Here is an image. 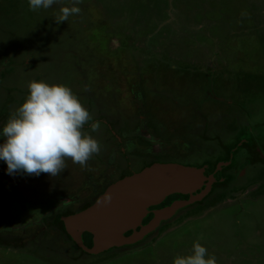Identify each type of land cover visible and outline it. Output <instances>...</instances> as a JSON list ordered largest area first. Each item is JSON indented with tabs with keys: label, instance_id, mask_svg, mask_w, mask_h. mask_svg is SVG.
Returning a JSON list of instances; mask_svg holds the SVG:
<instances>
[{
	"label": "rangeland",
	"instance_id": "rangeland-1",
	"mask_svg": "<svg viewBox=\"0 0 264 264\" xmlns=\"http://www.w3.org/2000/svg\"><path fill=\"white\" fill-rule=\"evenodd\" d=\"M62 3L71 6L70 0ZM59 7L31 11L27 0H0V36L4 34L2 28H18L39 51L32 53L35 57L22 59L39 67L28 80H38L42 63L52 61L51 67H46L55 76L49 80H61L58 83L66 86L70 81L79 97L98 96L107 86L114 90V84L128 87L131 80L152 85L159 91L149 90L148 97L158 93L165 98L169 93L172 98L164 103L161 100L159 105L168 114H178L182 129L188 122L200 126L204 115L209 114L213 122L217 119L216 127L223 128L218 132L225 133L223 136L237 129L232 116L218 119V114L229 108L228 100L234 99L243 106L237 110L242 114L237 117L242 125L231 140L213 139L222 144L219 152L199 139L193 146L187 135L178 140L179 146L170 148L169 144L163 151L160 141L153 144L151 154L185 165H193L186 161L193 149L203 154L219 153L213 159L214 167L202 166L215 184L207 195L211 198L187 206L135 244L94 253L77 248L66 232L54 226L42 229L54 218L49 208H59L61 199H50L48 204V199L32 198L23 211L3 188L6 184L0 183V231L15 235L1 239L0 264H173L177 255L191 254L196 241L208 249L209 256H215L217 264H264V159L245 160L242 169L239 157H248L245 146L233 148L234 143L252 140L258 156L264 157L258 143H264V0H83L79 15L56 24L53 11ZM112 27L129 36L131 49L122 53L117 37L110 34L109 47L104 54L98 53L97 34L105 35ZM7 35L5 39H10ZM2 47L0 60L10 65L12 60ZM49 57L52 60L46 59ZM58 62L65 66L66 76L58 71ZM17 87L10 93L27 96V86L18 92ZM173 92H178L177 96ZM178 98L179 103H175ZM194 106L200 113L192 116ZM259 122L262 125L257 126ZM8 225L12 227L6 228Z\"/></svg>",
	"mask_w": 264,
	"mask_h": 264
},
{
	"label": "flooded vegetation",
	"instance_id": "flooded-vegetation-1",
	"mask_svg": "<svg viewBox=\"0 0 264 264\" xmlns=\"http://www.w3.org/2000/svg\"><path fill=\"white\" fill-rule=\"evenodd\" d=\"M91 27L92 26L89 27V30ZM2 30L4 34L8 33L7 36L10 39H5L4 34L2 37L0 36V41L5 42L0 46H3L2 48L4 49L6 48V56L7 58L11 59L12 62L10 65H8V61H4V59L0 60V65H3V67H0V132H2L3 126L6 124L7 120L26 97L25 95H16L15 91L10 93L9 90L18 86V92L20 87L27 86L28 81H30L28 79L32 78L34 71H39V67L36 63H27V60L22 61L21 59L22 52L24 53L23 56H25V59H27L28 57H35V55L32 53H36V51H38V49H34L35 46L32 44L33 42L30 40V38L28 39L27 35L25 36V34H23V32H21L18 28L7 27L2 28ZM110 34L117 37V40L119 41L117 48H119L122 53L124 51L127 52V49L130 46L129 42H127L129 36H122L120 29H115L112 27L110 30L107 29L105 31V35L97 34L96 42L101 49L98 51V53L102 52L104 54V49H106L107 46L109 47V43L107 42L109 41L108 39L111 41V38H109ZM86 35L88 36V34ZM83 39L85 38L82 37L81 40ZM9 42L13 45H10ZM94 48H96V46H94ZM27 52L30 53L28 56ZM118 52L119 51H115L116 54H118ZM46 59L52 60L50 57ZM49 63L52 64V61L42 63L41 71L38 73V80H44L49 84L58 83L59 81L61 82V80H49L48 77L51 79L55 76L54 73H51L50 68L46 67H51ZM56 65H58L57 69L61 76H66L65 66H62L61 62L56 63ZM29 66H31V72L28 70ZM128 72L130 71H127L126 73ZM125 78L130 79V77ZM132 82L133 81L131 80L128 87H125L127 86L125 83H123L122 86H119L120 84L111 85V88L114 90H121L119 93H117V91L111 90L110 87L106 85V90L103 93H100L98 96L79 97V92L77 95L75 94L84 107L89 110L93 121L100 122V128L98 132H91L90 124L93 121H90L89 124L84 126L83 131L96 138L101 145L100 152L93 155L85 167H81L79 164L73 163L71 159H66L65 163L67 167L60 173L58 177H50L44 173L40 174L39 176H29L27 174L21 173L9 175L7 173V164L3 160H0V183L4 185L6 184L3 188H6L7 191L10 192L13 199H17L16 202L18 205L23 206V211H25L26 202H30L32 198L38 197L37 199H48V204L50 199L55 200L56 197L62 200V204L59 208H49L48 212L51 213V211H53L54 218L47 221V223H51L44 224L42 226L43 230L47 229L49 226H54V228L58 229L59 231H64L66 234H68L64 228V224L61 225L58 223V221H56L57 217H60L61 219V216L69 215L88 206L106 188L107 185L126 175L137 172L151 163L179 162L178 160H174V158L164 160L157 157L156 154H151L149 151H151L150 149L153 147L155 142L160 141L159 144L161 145V150L163 151V149L165 150L169 144L170 148L172 146H179L181 141L179 142L178 140L183 141V138L187 135L191 137L189 141L193 146L195 145L194 141L199 139L205 145L211 144L215 146L218 149L217 152H219L222 150V144L213 142V139L216 140L218 138V140L221 141L222 138H230L231 140V137H234L233 135L239 131L242 125L240 118H237L242 114H238L237 110L241 109L243 106L239 107V102L236 103L234 102V99H231L228 100L229 108L218 114L219 121L221 120L220 118L222 115H229L235 119L237 129L231 134L229 133L230 135L226 134L223 136L225 133H218L223 128L219 130V128L216 127L217 119H213V122L209 114L204 115L200 126L196 127L195 124L188 122V126L185 129H182L178 123V118H176L178 114H174V116L168 114L166 113L167 110L163 111L159 105L162 104L161 100L164 103L165 101H168L172 98L169 97V93H167V97L165 98L160 97L158 93H155V97H148L149 90L152 92H158L159 90L156 89V87L155 90H153L152 87L154 86L141 85V83L136 81L133 82L132 85ZM67 83L68 87L71 88L72 92H74L71 82L69 81ZM103 87L104 86H102V88ZM114 92L117 94V97L110 96ZM119 94L122 97L119 96ZM177 94L178 92H173L174 97L177 96ZM179 98L177 100L174 99V102L179 103ZM195 105H198L199 108L198 102H196ZM194 107L192 110L194 111L192 112V116L200 113L198 108H196V106ZM161 116H163L162 119H160ZM212 116L214 117V115ZM166 117L168 120L165 119ZM163 120H167L166 124L162 122ZM180 130H183V132ZM155 133H157L156 137H154ZM4 140L5 138L0 136V143H3ZM243 142L247 143L246 146L244 147L243 145H240L239 147H244L246 149L248 157L250 154L252 159L255 158L254 153L251 151V149H249L250 144H248V141L245 140ZM254 144L255 143L253 142V146L255 148ZM195 150L196 149H193V152L187 156L186 161L190 162L191 164L202 161V163L206 165L209 160L212 161L219 154H203L204 152L201 153L199 150ZM235 152H237V149H235ZM248 157L246 159L242 155L239 157L241 158L239 165L242 166V169L246 166L245 162L250 160ZM263 159V155H260V158H255L253 161L257 162L262 161ZM240 174L242 173L240 172L239 175ZM241 176L242 175H240V177ZM214 184L215 180L211 184L210 190ZM9 185L14 186L8 187ZM174 194L176 196L172 198L169 204L176 199L188 198L187 194L186 197H181L180 193ZM207 195L199 201H195L179 208L172 216L161 221L157 228H159L162 223L171 220L173 217H176L177 214L187 206L199 203L203 199L211 198V196L208 197ZM19 200H21L22 203H20ZM34 204L35 203L32 202V205ZM55 206L57 207L58 205ZM160 207H163V205H160L157 208ZM157 208L151 206L150 210ZM46 215L48 216V214ZM44 223H46V221ZM5 227L7 228L12 226L8 225ZM11 235L13 234H7L0 231V244H3L1 239L4 237L10 238ZM13 237H15V235H13ZM4 239L6 240V238ZM70 241L77 248L79 247L83 249L75 241H73L71 237Z\"/></svg>",
	"mask_w": 264,
	"mask_h": 264
},
{
	"label": "clouds",
	"instance_id": "clouds-1",
	"mask_svg": "<svg viewBox=\"0 0 264 264\" xmlns=\"http://www.w3.org/2000/svg\"><path fill=\"white\" fill-rule=\"evenodd\" d=\"M29 9H52L56 24L68 21L81 13L83 0H70L65 6L62 0H27ZM28 94L3 126L0 136V160L7 164V173L39 176L44 173L58 177L67 167L66 159L85 167L87 162L101 150L99 141L84 126L93 121L71 88L64 84H49L32 79L27 83ZM99 121L90 124L91 132H98ZM112 194L106 192L102 202L110 203ZM203 237H201L202 239ZM173 264H217L215 256L199 241L193 243L191 254L177 255Z\"/></svg>",
	"mask_w": 264,
	"mask_h": 264
},
{
	"label": "water",
	"instance_id": "water-1",
	"mask_svg": "<svg viewBox=\"0 0 264 264\" xmlns=\"http://www.w3.org/2000/svg\"><path fill=\"white\" fill-rule=\"evenodd\" d=\"M213 181L211 174H204V167L154 162L110 183L88 206L61 216V220L72 240L89 252L134 244L179 208L205 197ZM106 192L112 194L110 203L102 202ZM174 193L187 194L188 198L176 199L166 206L150 210L151 206L160 204ZM150 212L152 217L142 223ZM128 230L131 232L126 235ZM83 232L92 235L89 249L82 242Z\"/></svg>",
	"mask_w": 264,
	"mask_h": 264
},
{
	"label": "trees",
	"instance_id": "trees-1",
	"mask_svg": "<svg viewBox=\"0 0 264 264\" xmlns=\"http://www.w3.org/2000/svg\"><path fill=\"white\" fill-rule=\"evenodd\" d=\"M52 23V25H55V24H53V22H51ZM51 25V26H52ZM50 26V27H51ZM49 27V28H50ZM55 27V26H54ZM23 56V55H22ZM22 56H21V59H23L22 58ZM28 56V55H27ZM24 57V56H23ZM31 66H29V68H30ZM260 125H262V123H260L259 122V125H257V126H260ZM258 143L260 144L259 146H261L262 148H263V150H264V143H262L261 142V140H259L258 141ZM246 144L247 143H245V142H241V143H237V144H235L234 143V145H233V147H235L236 145H243V146H246ZM248 144H250V147H249V149H251V151L254 153V155H255V158L256 159H258V158H260V156H258V153L256 152V150H255V148H254V146H253V142H252V140H248ZM230 157V156H229ZM255 158H250V160H251V162L253 161V160H255ZM215 162V160H209V162L208 163H206V164H208V165H210V167H214L213 166V163ZM203 164L204 163H202L201 161L198 163H195V164H193V165H195V166H198V167H202L203 166ZM216 167V166H215ZM176 195L174 194V195H171V196H168L163 202H161L160 204H158V205H156V206H154V207H158V206H160V205H163V206H166V205H168L169 204V202L172 200V198H174ZM180 196L181 197H186V194H180ZM152 217V213H149L143 220H142V223H146V222H148V220L150 219ZM57 219V221H58V223H60L61 225L63 224L62 223V221H61V219H60V217H57L56 218ZM131 232V230H128L127 232H125V234L126 235H128L129 233ZM151 233H153V232H151ZM151 233H149V234H147L144 238H146V237H148L149 235H151ZM143 238V239H144ZM142 239V240H143ZM83 244L89 249L91 246H92V235L90 234V233H88V232H84L83 233ZM140 242V241H139Z\"/></svg>",
	"mask_w": 264,
	"mask_h": 264
}]
</instances>
